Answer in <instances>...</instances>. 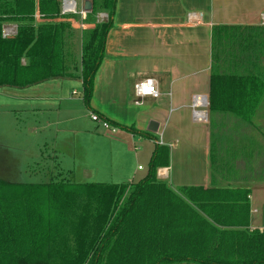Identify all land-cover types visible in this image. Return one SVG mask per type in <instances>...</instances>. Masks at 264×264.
<instances>
[{"label": "trees", "instance_id": "1", "mask_svg": "<svg viewBox=\"0 0 264 264\" xmlns=\"http://www.w3.org/2000/svg\"><path fill=\"white\" fill-rule=\"evenodd\" d=\"M83 1L90 5L83 22L92 26L81 32L79 77L83 104L91 111L93 82L117 0ZM99 13L107 20L97 23ZM35 14L50 21L36 24ZM72 17L61 15L58 0H0V86L64 78L63 35L71 26L61 20ZM7 23L15 24L17 33L4 39L1 29ZM210 42L211 170L233 167L223 156L232 153L245 161L242 170L262 176L264 166L252 165L259 160L254 159V136L246 132L256 128L252 120L264 96V25H216ZM95 115L115 129L155 140ZM168 156L167 147L157 144L146 176L134 184L0 181V250L5 245L0 264H264V230L225 231L247 226L249 189L183 187L178 196L156 179ZM193 233L204 242L188 245Z\"/></svg>", "mask_w": 264, "mask_h": 264}, {"label": "crops", "instance_id": "2", "mask_svg": "<svg viewBox=\"0 0 264 264\" xmlns=\"http://www.w3.org/2000/svg\"><path fill=\"white\" fill-rule=\"evenodd\" d=\"M82 3L84 9L85 2L82 0ZM263 15L264 0H117L113 27L104 45V59L93 82L89 104L91 111L85 108L89 118L90 114L97 113L118 125L133 126L155 139L133 136L118 129L113 132L104 129L94 134L85 133L89 135L92 146H101L102 153H105L108 143L116 152L121 148L118 145L130 144L134 152L131 150L132 155H125L126 162L128 159H137L145 149L143 156L148 166L156 145L167 147L168 166L156 170V179L165 183L178 196H181L178 189L183 187L211 189L217 185L249 189L247 226L229 227L225 229L227 232L264 230V175L257 176L250 170H242L244 165L239 167L238 162L243 159L232 153L223 156L233 167L213 173L209 126L207 122L193 120L192 100L194 97L207 100L211 28L216 25L261 26ZM34 19L36 24L50 21L40 18L38 14H35ZM61 21L71 26L69 32L63 35L65 77L23 87L0 86V111L6 116L0 119V137L4 140L0 157L5 168L0 174L1 182L17 181L18 175L14 169L23 162L22 157H19L24 144L22 132L18 128V116L29 112L36 115L43 110H52L59 102L71 101L66 92L70 86L68 80L73 79L72 71L78 74L80 70L81 32L92 25L85 24L81 18L77 21L73 18ZM26 63L27 59L22 57L20 66L24 67ZM77 78L80 82V77ZM146 79L154 81L158 97H145L136 104L133 87ZM81 101L83 103L82 91ZM262 110L264 96L255 114ZM7 115L15 117L16 122L12 119L8 123L1 122L9 118ZM151 122L157 125L156 133L148 131ZM28 130L32 134L37 128ZM246 133L254 136L253 150L258 154L257 157L254 155V159L262 160L263 130L256 126ZM259 165L264 166L263 163H257ZM147 169L145 175L135 182L132 179L136 177V172L126 171L125 174L124 171L123 176L134 184L146 176ZM142 170L137 166V171ZM195 211L199 216H205L197 209ZM185 242L196 246L204 240L195 239L193 233V237Z\"/></svg>", "mask_w": 264, "mask_h": 264}, {"label": "rangeland", "instance_id": "3", "mask_svg": "<svg viewBox=\"0 0 264 264\" xmlns=\"http://www.w3.org/2000/svg\"><path fill=\"white\" fill-rule=\"evenodd\" d=\"M63 1L58 0L60 8H62ZM74 1L77 11H80L83 5L82 0ZM72 18L77 21L80 16L76 15ZM72 73L73 79L68 80L70 86L66 92L71 101L59 102V105L54 106L52 110H43L36 115L29 112L18 116V128L22 132L24 144L22 155L19 154V157H22L23 162L21 166L14 169L17 171V181L10 182L11 180H9L7 184H47L63 179L76 185L90 183L124 185L130 181L125 180L124 171L125 174L126 171L128 173L136 172V177L132 179L134 182L145 175L147 169V160L143 156L146 153L145 149L137 156V159L132 161L128 159L126 162L125 157L127 156L125 155L131 154V150L133 151V146L130 147V144L129 146L127 144L118 145L121 148L116 152L108 143L105 147L106 150H109L108 153L106 150L105 153H102L101 146L96 148L90 144L89 135L86 136L85 133L94 134L93 132L97 130L103 132L104 128L90 120L89 113L81 101L82 89L77 78L79 72L76 74L75 71H72ZM262 112L264 110L255 114L252 121L264 132V113ZM3 114L0 111V119L6 117ZM7 117L9 118L1 120V122L8 123L11 122V119L15 120V117L11 115H7ZM31 127H36L37 131L30 134L28 129ZM3 143L4 140L0 137V155ZM136 155L135 153V157ZM244 163L245 161L238 162L239 167ZM257 163L261 164L262 162L259 159L256 160L255 164ZM137 166L143 170L137 171ZM8 168L11 169V167ZM3 169L5 168L0 157V174L3 173ZM4 247L3 244L1 250Z\"/></svg>", "mask_w": 264, "mask_h": 264}, {"label": "built area", "instance_id": "4", "mask_svg": "<svg viewBox=\"0 0 264 264\" xmlns=\"http://www.w3.org/2000/svg\"><path fill=\"white\" fill-rule=\"evenodd\" d=\"M88 11L81 9L77 11L76 3L73 1H63L61 8V15L63 16H76L79 15L81 20L84 21L88 15ZM107 20V15L104 13H99L95 16V21L97 23ZM262 24L264 25V15L262 16ZM17 33V26L15 24H5L1 29L2 38H11L14 37ZM134 96L137 99L136 104L139 103V100L145 97L157 98L158 91L156 89L155 83L152 79H146L133 87ZM202 100V101H201ZM192 116L193 120L199 123L207 122L208 113L206 108H208L207 100L194 97L192 100ZM90 119L92 122L100 124L104 129H110L112 132L115 129L109 126L106 122L101 121L97 115L90 114Z\"/></svg>", "mask_w": 264, "mask_h": 264}, {"label": "water", "instance_id": "5", "mask_svg": "<svg viewBox=\"0 0 264 264\" xmlns=\"http://www.w3.org/2000/svg\"><path fill=\"white\" fill-rule=\"evenodd\" d=\"M84 10L89 12V10H90L89 3L85 2ZM148 131L150 133H156L157 132V125L151 122L149 125V128H148Z\"/></svg>", "mask_w": 264, "mask_h": 264}]
</instances>
